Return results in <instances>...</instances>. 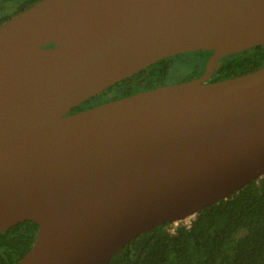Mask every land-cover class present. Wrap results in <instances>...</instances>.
I'll return each instance as SVG.
<instances>
[{
  "label": "water",
  "instance_id": "obj_1",
  "mask_svg": "<svg viewBox=\"0 0 264 264\" xmlns=\"http://www.w3.org/2000/svg\"><path fill=\"white\" fill-rule=\"evenodd\" d=\"M264 45V0H39L0 24V234L39 227L17 264H109L264 176V65L204 83ZM203 78L72 112L168 57Z\"/></svg>",
  "mask_w": 264,
  "mask_h": 264
},
{
  "label": "trees",
  "instance_id": "obj_2",
  "mask_svg": "<svg viewBox=\"0 0 264 264\" xmlns=\"http://www.w3.org/2000/svg\"><path fill=\"white\" fill-rule=\"evenodd\" d=\"M37 1L23 0L11 15L0 17V24ZM248 53L225 57L220 76L238 77L264 64V52H254L253 56ZM197 54L205 56L206 52ZM168 63L159 61L147 71L163 81ZM173 226L168 223L140 234L109 264H264V176L206 207L190 225L179 223L172 231ZM38 229L36 223L25 221L2 232L0 264H17L34 244Z\"/></svg>",
  "mask_w": 264,
  "mask_h": 264
},
{
  "label": "flooded vegetation",
  "instance_id": "obj_3",
  "mask_svg": "<svg viewBox=\"0 0 264 264\" xmlns=\"http://www.w3.org/2000/svg\"><path fill=\"white\" fill-rule=\"evenodd\" d=\"M16 14H18V13H16ZM16 14H13L12 16H14ZM250 51H253V54L251 56L254 55V52H255V55H257V54H259V52H264V45L256 46V47L244 50L242 52H250ZM198 52H206V55L205 56H202L200 54L198 55L197 54ZM242 52H240V53H242ZM236 54H239V53H236ZM233 55H235V54H233ZM183 56L187 57L188 59H190V56L196 57L197 60L198 59H205L206 61H205V66H204L203 71L199 72L197 70H194L193 72H191L187 76L179 75L177 72H175V69H176L175 68V62H176L175 59L178 57H183ZM213 56H214V51H194V52L178 54L176 56L168 57L164 60H167V61L169 60V63H168L169 64V67H168L169 71H168L167 77L163 81H161V77H158L155 74H153L152 72L150 73V71H147L154 64H156V63H154V64L150 65L149 67H147L146 69H144L147 72H143L144 70H142L143 73L140 74L139 77H136V76L141 71L136 73L133 76L128 77L127 79H124V80L114 84L113 86L107 88L106 90L100 92L99 94L88 98L80 106L74 108V110L72 112H77V111H82V110H86L89 108H93V107H96V106H99V105H102V104H105L108 102L123 99V98L129 97V96H132V95H135L138 93H142V92H146V91H150V90H153V89H156L159 87L185 83V82H189V81L194 80V79L203 78L206 74V71H207V67H208L207 63L209 62V60ZM225 57H227V56H225ZM225 57L221 58L217 62V64H215V66H214V68L210 74V77L206 81H204V83H216V82H219V81H222V80L229 78V77L228 78H222L220 76V72H219L221 61ZM263 65H261L257 69H254V71L258 70ZM254 71H251V72H254ZM170 78H179V80L176 82H170ZM230 78H232V77H230ZM117 91H118V93H116ZM103 95H105V96L109 95L110 97H109V99L105 98V99L101 100Z\"/></svg>",
  "mask_w": 264,
  "mask_h": 264
},
{
  "label": "rangeland",
  "instance_id": "obj_4",
  "mask_svg": "<svg viewBox=\"0 0 264 264\" xmlns=\"http://www.w3.org/2000/svg\"><path fill=\"white\" fill-rule=\"evenodd\" d=\"M23 0H0V17L11 15L15 9L22 3ZM253 51H250L247 55H252ZM175 72H177L181 76H187L194 70L203 71L205 66V59H198L196 57L190 56V59L187 57H178L175 59ZM210 61V60H209ZM209 63V62H208ZM207 63V64H208ZM179 78H170V82H176ZM118 93V91L116 92ZM109 95H103L102 99L108 98ZM191 219H188L186 223L188 224ZM175 227V226H174Z\"/></svg>",
  "mask_w": 264,
  "mask_h": 264
},
{
  "label": "built area",
  "instance_id": "obj_5",
  "mask_svg": "<svg viewBox=\"0 0 264 264\" xmlns=\"http://www.w3.org/2000/svg\"><path fill=\"white\" fill-rule=\"evenodd\" d=\"M189 219H191V221H192V220L194 219V217H192V218H189ZM187 220H188V219H187ZM187 220H186V221H187ZM186 221L179 222V223H184V224H186V225H190V224H191V221H190L188 224L186 223ZM179 223H178V222H176V223H173V224H174V226L176 227V226H177ZM174 226H173V229H172V231H174V228H175Z\"/></svg>",
  "mask_w": 264,
  "mask_h": 264
}]
</instances>
